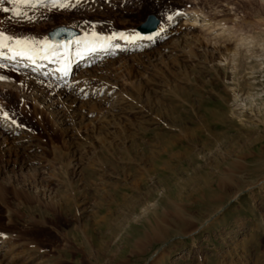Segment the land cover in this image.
Returning a JSON list of instances; mask_svg holds the SVG:
<instances>
[{
  "label": "rangeland",
  "instance_id": "374dc122",
  "mask_svg": "<svg viewBox=\"0 0 264 264\" xmlns=\"http://www.w3.org/2000/svg\"><path fill=\"white\" fill-rule=\"evenodd\" d=\"M61 2H5L0 31L165 34L64 82L0 58V184L31 195L0 203V264H264V0Z\"/></svg>",
  "mask_w": 264,
  "mask_h": 264
},
{
  "label": "bare ground",
  "instance_id": "6f19581e",
  "mask_svg": "<svg viewBox=\"0 0 264 264\" xmlns=\"http://www.w3.org/2000/svg\"><path fill=\"white\" fill-rule=\"evenodd\" d=\"M182 17H184L183 19L186 21H191L192 22H196L198 20V16L194 13H184V14H181ZM200 17V16H199ZM201 20V19H200ZM187 23H190V22H187ZM186 23V24H187ZM193 24V23H192ZM190 25V24H189ZM195 25V23H194ZM203 25V23H202ZM205 26V25H204ZM165 34V30L160 28V30H158L156 33L152 32V33H148V34H131V35H126L124 34L123 36H121L120 38H118V41L115 42V43H112L113 45H110L111 42H107V41H103L101 42L103 44V47L99 46L101 45V43H85L84 45H81V46H76L77 43H75V41H78L79 39L78 38H75L74 36L70 39H67L64 43L60 44V45H63V44H68V47L65 49L63 47H60L57 49V55L56 56H52L51 53H48L47 56L48 58H44V54H40V55H35L33 56L32 58H28V57H15V58H10V56H4V58L6 60H9V62H12L13 65L14 64H18V65H21L23 67H32V68H36L38 70H44L43 68H47L49 73L51 75H53L54 77L58 78V79H61V81H65L66 78L69 76L70 71L76 67V66H80V65H86L87 64H91L94 60H96L100 55L101 56H106V55H109L113 52V50H122V49H129V48H142V46H145L148 44H150L156 37L158 36H164ZM76 36V35H75ZM77 37V36H76ZM75 38V39H74ZM50 39V38H49ZM51 42V40H50ZM82 43H84V40L81 41ZM72 45L75 46L74 49H72ZM146 47V46H145ZM89 49H94V50H89ZM98 49H100L98 51ZM143 50V49H142ZM97 51V52H96ZM97 54V55H96ZM97 56V57H96ZM1 58V57H0ZM108 58V57H106ZM82 61V62H81ZM46 69V70H47ZM49 74V75H50ZM57 80V79H56ZM4 120L7 121V123L9 122H12V119L7 116V118H5V115L4 113H2L1 115ZM13 123V122H12ZM12 138V137H11ZM28 142V141H27ZM26 142V143H27ZM30 144V143H29ZM104 164V162H103ZM61 168H64V166H61ZM227 178V177H226ZM15 179V178H14ZM13 179V180H14ZM222 180H225L224 178ZM228 180V179H227ZM218 181H221V179H219ZM11 184L9 185V188H5L4 186H1L0 184V203H4L5 205V193L7 191H12V193L14 194V197L17 198V199H22L24 202L26 201H29L30 198H31V195L29 194H26L24 190H21V189H18L17 187H15L14 184H12V180L10 181ZM225 181H221L219 183L220 184V187L223 188L225 185ZM238 188V187H237ZM75 190V189H74ZM74 190H72L74 193H76ZM71 192V193H73ZM227 193V192H226ZM38 196V195H37ZM208 197V196H207ZM35 199V198H34ZM37 200V198H36ZM68 200H70L68 198ZM216 200V199H215ZM39 201V200H38ZM65 201V200H64ZM211 202V201H210ZM139 203V202H138ZM205 203V202H204ZM48 204V203H46ZM52 204V203H51ZM137 204V203H136ZM208 204V203H207ZM205 205V204H203ZM206 206V205H205ZM6 207L8 208V211H9V207L8 205H6ZM176 209V208H175ZM181 209V208H180ZM209 211V210H208ZM184 212V211H183ZM178 214V213H176ZM186 214V213H184ZM174 215V214H173ZM179 215V214H178ZM182 215V214H181ZM184 216V215H183ZM186 218V216H184ZM177 218V217H176ZM190 218V217H188ZM156 219V218H155ZM181 219V218H180ZM187 219V218H186ZM191 219V218H190ZM188 219V221L190 220ZM194 219V218H193ZM185 220V219H184ZM175 221V220H174ZM181 221V220H180ZM187 221V222H188ZM191 221H193L191 219ZM184 221H182L183 223ZM186 222V223H187ZM181 223V224H182ZM190 223V222H189ZM188 223V224H189ZM187 224V225H188ZM192 224V222H191ZM190 224V226H191ZM184 225H185V222H184ZM111 226V225H110ZM164 226V225H163ZM179 227V226H178ZM160 228V226H159ZM163 228V227H162ZM184 228V227H183ZM182 229V228H181ZM91 231L92 230H89V227H85L84 229V234H83V238H84V241L85 243H91L92 242V245L93 244V235L91 234ZM178 231V230H177ZM90 232V233H89ZM155 232V231H153ZM157 234V232H156ZM149 236V235H147ZM153 237V235H151ZM89 237L91 239H89ZM147 238V237H146ZM150 238V237H149ZM89 239V242L87 241ZM6 240V236L2 235L0 233V242H3ZM138 241V240H137ZM142 241L144 242L145 241V238L142 239ZM141 241V242H142ZM148 242V240H147ZM140 244V242H139ZM134 246H137V243L135 241V244ZM133 246V247H134Z\"/></svg>",
  "mask_w": 264,
  "mask_h": 264
},
{
  "label": "snow or ice",
  "instance_id": "6c2138e0",
  "mask_svg": "<svg viewBox=\"0 0 264 264\" xmlns=\"http://www.w3.org/2000/svg\"><path fill=\"white\" fill-rule=\"evenodd\" d=\"M5 2L9 4H26L31 7H35L38 4H43L46 0H0V5ZM50 3L51 7H59L64 8L68 5L66 3L61 2V0H47ZM10 9L6 7H0V11L7 12ZM16 15H21L20 11L17 9H13ZM115 35V34H114ZM93 37H96V33H92ZM123 36V34H121ZM107 39V38H102ZM75 43H82L81 41H75ZM103 47V44L99 45ZM63 47L67 48L68 44L58 45L50 42L47 38L43 40H36L35 38L25 37L18 38L13 37L11 35H7L4 31H0V57L10 56V58L15 57H28L32 58L35 55L44 54V58H48L47 54L51 53L52 56L57 55V49ZM6 50V51H5ZM94 50V49H89ZM0 79H4V77H0ZM5 118H7V114L5 113Z\"/></svg>",
  "mask_w": 264,
  "mask_h": 264
},
{
  "label": "water",
  "instance_id": "95a60500",
  "mask_svg": "<svg viewBox=\"0 0 264 264\" xmlns=\"http://www.w3.org/2000/svg\"><path fill=\"white\" fill-rule=\"evenodd\" d=\"M158 19L154 15H149L147 19L137 28L142 34L152 33L156 30ZM78 31L71 27L57 26L48 32V36L52 43L62 44L67 39L77 35Z\"/></svg>",
  "mask_w": 264,
  "mask_h": 264
}]
</instances>
